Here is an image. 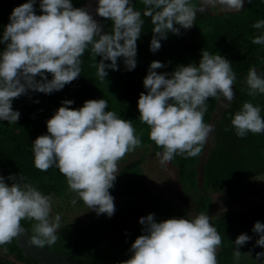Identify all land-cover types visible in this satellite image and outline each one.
Instances as JSON below:
<instances>
[{
  "label": "clouds",
  "instance_id": "9594fccd",
  "mask_svg": "<svg viewBox=\"0 0 264 264\" xmlns=\"http://www.w3.org/2000/svg\"><path fill=\"white\" fill-rule=\"evenodd\" d=\"M218 2L236 12L244 5V0ZM35 3L27 0L15 7L0 37V44L5 45L0 51V120L10 125L20 118V112L12 107L15 98L29 91L51 94L63 89L81 75V57L89 48L95 61L97 56L102 58L91 65L101 81L106 80V69L118 70V58H123L126 70H134L137 40L145 23L142 15L151 19L150 50L156 52L169 32L179 35L180 28H191L197 11L191 0H142L143 13L131 0H98L96 13L112 22L111 31L102 34L103 25L84 7H74L72 0H39L40 14L35 11ZM206 3L214 5L217 0ZM252 27L264 29V19L256 20ZM251 42L264 45V33L253 36ZM164 67L158 60L150 63L143 79L147 91L138 99L139 120L150 129L149 138L163 149L156 153L162 165L176 156H199L213 131V126L204 122L206 101L209 97L233 101L237 80L232 63L207 49L202 50L198 65L180 64L171 73L156 71ZM244 83L248 96L264 95V75L255 66L249 68ZM73 103L63 100L46 121L47 134L32 142L34 166L40 171L57 168L88 209L111 217L115 204L109 189L119 174L118 161L142 145V132L137 134L132 120L106 110L108 101L103 98L86 100L80 108L70 107ZM231 126L240 138L250 132L264 133L260 106L243 102L231 116ZM8 179L12 181L10 186L0 176V249L7 253L2 246L23 231L22 220L34 221L32 244H55L60 238L57 230L61 216H52L50 197L21 173L10 174ZM139 223L143 234L131 244L130 258L119 264H218L222 238L207 213L159 222L154 213H149L140 217ZM252 231L259 234L256 244L264 247V223L257 220ZM250 239L241 233L232 242L236 264L241 259L240 246ZM260 257L264 252L257 253Z\"/></svg>",
  "mask_w": 264,
  "mask_h": 264
},
{
  "label": "trees",
  "instance_id": "16d2710c",
  "mask_svg": "<svg viewBox=\"0 0 264 264\" xmlns=\"http://www.w3.org/2000/svg\"><path fill=\"white\" fill-rule=\"evenodd\" d=\"M25 2L27 0H0V37L9 23L12 10ZM131 2L143 13L142 0ZM191 2L197 10L195 24L189 29L180 28L179 35L169 32L167 39L160 41L161 47L156 52L150 50L153 36L151 19L142 15L145 23L137 40V66L134 70H126L121 57L117 60L118 70L106 69V80L101 81L96 75L97 69L91 65L102 58L97 56L95 61L89 48L81 57V75L63 89L51 94L29 91L28 94L15 98L12 107L20 112L19 120L11 125L0 120V176L10 186L12 181L8 176H18L21 173L46 195L67 194L69 187L65 176L55 167L47 171L38 170L34 166L32 151V142L39 135L47 134L46 121L66 99L74 101L70 106L72 108L82 107L89 99L107 100L106 110L116 111L121 118L132 120L137 134L142 132L140 147L150 146L154 151L162 152L163 149L149 138L148 126L139 120L138 99L141 92L147 91L143 79L150 63L154 60L161 61L165 67L156 71L171 73L180 64L198 65L204 49L219 53L232 63L237 75L233 86L234 99L215 121V137L207 155L204 156L205 142L199 156H176L172 163L177 168L184 192L196 197L201 212L210 209L214 204L211 193L223 194L224 203L232 209L212 222L222 238V244L217 249L218 264H236L232 242L238 235L245 233L251 239L240 246L242 253L239 264H243L242 259L247 254L257 258V253L264 252V247L256 244L259 234L252 231L257 220L264 223V200L242 209L235 207L250 195V189L245 183L264 173V133L250 132L244 138L238 137L231 126V116L239 110L243 102L251 101L260 106L261 116L264 118V95H257L255 98L248 96L244 83L251 66H255L264 75V45L251 42L253 36L264 33V29L257 30L252 27L256 20L264 19V2L253 0L250 4L245 0L239 12L200 9L202 0ZM72 4L74 7H84L85 0H72ZM34 7L36 13L40 14L39 0H36ZM100 23L103 25L102 34L111 31V21L101 17ZM4 47V44H0V51ZM46 75L49 79L52 78L51 74ZM36 79L41 78L37 76ZM221 98L209 97L206 101V124H211L214 120ZM226 128L228 131H225ZM142 159L140 157L125 164L119 170L114 186L109 189V192L117 191L128 197L118 214L108 217L106 214L97 215L93 210L88 221L77 217L60 226L57 230L60 238L55 244L45 246L73 252L74 257L83 264H119L120 261L130 258L131 244L137 236L143 234L140 217L154 213L158 222L172 217H188L170 204L150 196L146 186V174L140 167ZM22 223L32 233L34 221L22 220ZM103 242H106V246L99 248ZM2 247L8 251L0 255V264H18V260L30 262L32 259L24 255L15 238ZM11 254L16 256V260L10 257ZM257 259L264 263V257Z\"/></svg>",
  "mask_w": 264,
  "mask_h": 264
},
{
  "label": "rangeland",
  "instance_id": "374dc122",
  "mask_svg": "<svg viewBox=\"0 0 264 264\" xmlns=\"http://www.w3.org/2000/svg\"><path fill=\"white\" fill-rule=\"evenodd\" d=\"M199 8H208L212 11L219 12L228 11L219 4L218 0L214 5H208L206 0H202ZM229 104L230 103L225 101L223 97L221 98L220 105L214 114V120L210 124L213 126V131L209 134L206 140L204 156L207 155L214 141V131L216 127L215 121ZM156 153L157 152L150 146L139 147L135 151L127 153L120 161H118V169L120 170L131 160L143 157L140 167L146 174V186L150 196L170 204L176 210L184 212V215H187L189 218H193L201 213L197 206L196 197L192 194L189 196L184 192L183 186L178 179L176 166L172 163V161L162 165L160 163V157L157 156ZM245 185L248 189H250V195L242 202L237 203L235 206L237 209L246 208L264 200V173L250 179L245 183ZM110 194L114 197L115 213L113 215H116L128 197L122 196L117 191L110 192ZM48 196L51 199L53 211L52 216L54 217L56 214L61 216L60 226L69 223L77 217L86 221L89 220L90 213L93 210L88 209L84 202L70 189H68L67 194L64 196H57L55 194H49ZM211 197L214 204L210 206V209L205 210L204 213H207L212 223L213 220L232 209V207L224 203L222 193H211ZM73 200L76 202L73 203ZM105 246L106 242H103L100 244L99 248H104ZM1 254H3L2 249H0V255ZM242 261L243 264H264L259 262L257 258H253L251 254H247L243 257Z\"/></svg>",
  "mask_w": 264,
  "mask_h": 264
},
{
  "label": "water",
  "instance_id": "95a60500",
  "mask_svg": "<svg viewBox=\"0 0 264 264\" xmlns=\"http://www.w3.org/2000/svg\"><path fill=\"white\" fill-rule=\"evenodd\" d=\"M97 6L98 0H85L84 8L100 23L101 17L96 13ZM21 226L23 231L15 239L24 255L31 257L34 264H83L74 257L73 252L32 244L30 240L32 233L22 221Z\"/></svg>",
  "mask_w": 264,
  "mask_h": 264
},
{
  "label": "flooded vegetation",
  "instance_id": "af4514ba",
  "mask_svg": "<svg viewBox=\"0 0 264 264\" xmlns=\"http://www.w3.org/2000/svg\"><path fill=\"white\" fill-rule=\"evenodd\" d=\"M3 254H5V253H3ZM10 257H12L13 259L16 260V256L14 254H11ZM18 264H34V263H33V259H31L30 262L18 260Z\"/></svg>",
  "mask_w": 264,
  "mask_h": 264
}]
</instances>
